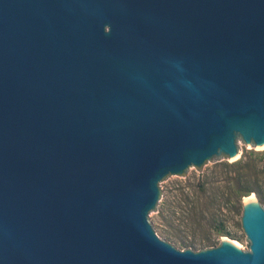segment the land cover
<instances>
[{
  "label": "water",
  "instance_id": "1",
  "mask_svg": "<svg viewBox=\"0 0 264 264\" xmlns=\"http://www.w3.org/2000/svg\"><path fill=\"white\" fill-rule=\"evenodd\" d=\"M238 136L264 148V0H0V264H264L254 195L246 251L152 227Z\"/></svg>",
  "mask_w": 264,
  "mask_h": 264
},
{
  "label": "rangeland",
  "instance_id": "2",
  "mask_svg": "<svg viewBox=\"0 0 264 264\" xmlns=\"http://www.w3.org/2000/svg\"><path fill=\"white\" fill-rule=\"evenodd\" d=\"M233 159L242 162L253 161L255 167L252 180L258 181V188L248 195H254L259 203V197H264V148L262 146H252L245 143L238 136V157L229 158L221 155L209 168L195 167L187 176H173L156 216L152 227L159 232L161 239L166 240L178 249L186 248L194 251L218 245L224 238L230 239L240 249L249 250V240L241 227V215L243 209V199L239 196V203L235 197L229 194L227 182L220 163ZM236 161V160H235ZM247 167L242 168L247 171ZM205 182L206 190H200V184ZM207 182V183H206ZM210 201V202H209ZM204 203L208 204L204 217L195 215L194 210L199 209ZM204 208V207H203ZM200 222L201 226H198ZM222 222L230 235H217V231L210 227V224ZM163 231L172 234V237H165ZM210 235L217 243L212 246H205L204 236ZM194 243V244H191Z\"/></svg>",
  "mask_w": 264,
  "mask_h": 264
},
{
  "label": "trees",
  "instance_id": "3",
  "mask_svg": "<svg viewBox=\"0 0 264 264\" xmlns=\"http://www.w3.org/2000/svg\"><path fill=\"white\" fill-rule=\"evenodd\" d=\"M220 166L223 171L225 177L223 178L227 182V188L229 189V194H232L235 197V201L239 203V196L248 195L251 191L256 190L258 188V179L256 177L255 180H252L255 167L253 166V161L251 162H242L240 160L227 162L224 161L220 163ZM247 167V171H243L242 168ZM207 183V182H206ZM200 190H206L205 182L200 184ZM261 203H264V197H259ZM210 202V201H209ZM204 207V208H203ZM208 208V204L204 203L199 209L194 210L195 215H200V217H204L205 210ZM198 226H201L200 222H197ZM211 228H214L217 231V235H230V231L226 229V226L222 222L210 224ZM165 237H172L173 235L167 231H163L162 233ZM167 238H164L166 240ZM203 240L207 243L205 246H212L217 243V240H212L210 235L204 236ZM167 241V240H166ZM194 244V243H191Z\"/></svg>",
  "mask_w": 264,
  "mask_h": 264
},
{
  "label": "bare ground",
  "instance_id": "4",
  "mask_svg": "<svg viewBox=\"0 0 264 264\" xmlns=\"http://www.w3.org/2000/svg\"><path fill=\"white\" fill-rule=\"evenodd\" d=\"M233 158H235V157H233ZM247 198H244V201H248V199H250L251 197H252V195L251 196H246Z\"/></svg>",
  "mask_w": 264,
  "mask_h": 264
}]
</instances>
